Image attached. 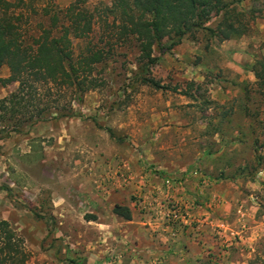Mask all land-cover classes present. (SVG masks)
<instances>
[{
	"label": "rangeland",
	"instance_id": "374dc122",
	"mask_svg": "<svg viewBox=\"0 0 264 264\" xmlns=\"http://www.w3.org/2000/svg\"><path fill=\"white\" fill-rule=\"evenodd\" d=\"M238 10L249 26L239 39L199 33L169 49L162 38L150 66L160 89L137 82L128 44L98 67L102 83L81 102L68 89L38 90V108L71 103L80 116L16 128L0 119V220L23 239L28 264H264V165L252 143L264 156L252 73L264 56V0ZM11 77L0 66V100L17 89L2 81ZM239 125L253 140L238 143Z\"/></svg>",
	"mask_w": 264,
	"mask_h": 264
},
{
	"label": "trees",
	"instance_id": "16d2710c",
	"mask_svg": "<svg viewBox=\"0 0 264 264\" xmlns=\"http://www.w3.org/2000/svg\"><path fill=\"white\" fill-rule=\"evenodd\" d=\"M244 1L111 0L109 5L91 8L87 0H75L59 8L55 0H0V66L12 73L2 81L18 84L15 92L0 100V108L8 115L0 119L8 128H16L46 121L50 115L57 119L80 116L71 103L67 110L59 102L54 111L38 108V90L68 89L71 102H81L86 92L102 83L98 67L103 68L117 49L128 44L138 54L137 82L160 89L150 77V66L157 61L155 48L163 49L162 38L171 37L169 49L199 33L219 41L239 39L249 29L245 12L238 10ZM31 12L37 14L36 20L29 21ZM252 73L256 91L264 95V56L255 58ZM243 92L250 94L246 88ZM240 107L245 116L247 107ZM236 128L238 143L253 140V130ZM252 143L256 162L264 165L257 140ZM221 178L226 177L221 174ZM113 212L131 219L127 207L116 205ZM0 264H28L23 239L5 220H0Z\"/></svg>",
	"mask_w": 264,
	"mask_h": 264
}]
</instances>
